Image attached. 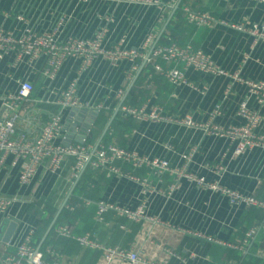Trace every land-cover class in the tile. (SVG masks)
Returning a JSON list of instances; mask_svg holds the SVG:
<instances>
[{
	"label": "crops",
	"instance_id": "1",
	"mask_svg": "<svg viewBox=\"0 0 264 264\" xmlns=\"http://www.w3.org/2000/svg\"><path fill=\"white\" fill-rule=\"evenodd\" d=\"M158 1L157 4H143L116 0H0V28L18 36L26 28L43 32L58 27L57 36L64 39L91 37L104 27V45H114L124 38V46L139 48L152 30L154 42L158 37V42L167 37L172 24L178 29L176 39L201 48L227 72L238 71L245 79L264 80V39L233 26L264 25L263 0H180L177 7L179 0ZM182 5L207 11L218 22L211 26L190 24L184 18ZM27 59L18 56L14 50L0 58V116L7 114L5 99L17 89L18 80L30 79L33 90L13 108L18 111L16 126L30 136L36 135L42 123L58 110L56 101L60 90L76 80L78 97L93 106L64 108L61 112L64 130L57 141L68 144L80 142L85 137L93 149L100 134L91 141L88 128L95 129L102 124V131L122 96L133 87L146 66L150 69L141 82L145 91L140 96L144 95L142 103L147 107L161 105L174 116L189 114L198 123L210 120L214 125L227 126L244 122L238 106L245 100L250 108L260 113L262 118L256 131L264 133V100L259 101L246 84L232 81L226 74L186 68L185 76L194 85L191 87L170 83L154 71L152 62L143 59L138 60V70L128 79L129 63L126 60L112 63L100 57L81 70L80 58L69 56L55 75L48 78L43 72L44 55L34 61ZM156 61L164 68L171 66L160 59ZM119 88L123 89V94L118 99ZM97 104L101 106L97 107ZM216 105L220 106V113L211 116ZM118 119H123L124 123L114 129L113 118L109 140L141 154L166 158L174 166L184 163L182 154L189 153V172L206 181L217 180L231 189L264 197V149L254 147L235 154L229 139L202 127L124 119L119 111ZM11 160L12 156L8 155L0 167V194H19L20 199L0 214V254L15 251L16 243L27 230H38V210L53 208L56 212L63 205L62 209L65 206L71 210L69 225L73 234L93 232L99 241L135 249L145 260L167 259L169 264H264V232L259 227L261 211L254 206L232 204L226 196L185 177L179 178L177 186L171 190L168 186L175 181V176L166 172L158 177L141 167L134 172L147 176L154 187L144 190L135 180L95 169L87 163L79 176L88 168V184L95 196L74 200L71 194L80 178L68 179L71 158L60 172H50L41 166L26 186H20L17 181L19 162L13 166ZM122 166L127 167L126 164ZM217 166L223 169L219 173L215 171ZM100 198L129 208H135L144 200L146 213L152 219L130 221L108 212L103 222L96 221V201ZM11 221L16 222L15 229L9 238H5ZM65 222L62 220L61 223ZM120 224L126 225L127 229L121 228ZM250 228L254 231L246 238ZM194 232L213 236L222 243L208 241ZM48 241L47 246L56 250L63 264H144L120 259L105 262L99 250L81 247L73 238L59 237L55 233Z\"/></svg>",
	"mask_w": 264,
	"mask_h": 264
},
{
	"label": "built area",
	"instance_id": "2",
	"mask_svg": "<svg viewBox=\"0 0 264 264\" xmlns=\"http://www.w3.org/2000/svg\"><path fill=\"white\" fill-rule=\"evenodd\" d=\"M116 1L143 4H157L159 2L158 0ZM183 15L186 22L196 26H211L218 22L209 12L193 9L189 5L183 6ZM19 18L22 19L23 17L19 16ZM233 26L239 30H248L257 38L264 39V25L253 23L250 26H246L245 24H234ZM57 31L58 27L43 32H36L31 28H26L20 35L14 36L12 32L0 28V58L11 50H14L18 56H26L28 61H34L39 56L44 55L46 65L43 72L48 78H52L55 75L61 63L69 56L80 58L81 70L88 68L95 59L100 57L108 59L112 63L126 60L129 63L126 73V78L128 79L138 70V60L143 59L145 62H152L154 71L164 76L174 85L183 83L194 87L187 80L184 72L186 68H193L210 74H226L232 81L246 84L249 91L255 94L259 101L264 100V80L245 79L238 71L233 73L227 72L210 55L205 53L201 48L194 47L189 42L184 44H178L175 41L156 43L152 51L146 54V50H148L155 39L153 30L145 36L139 48L124 46V38H121L114 45H104L103 42L106 34L104 27L99 28L93 36L85 38L69 36L59 39ZM157 59L171 63V66L164 68L162 64L156 61ZM33 87V82L30 79H19L17 89L9 93L8 99H5L8 106L7 114L0 116V167L4 164L8 155L12 156L11 165H17L19 162L17 181L20 186L28 185L35 178L41 166L44 167V170L50 172H60L63 165L71 158V170L68 176V179L71 181L78 178L84 165L89 163L95 169L126 176L140 183L144 190H152L154 187L151 180L147 176L137 175L134 172L138 168L145 167L150 171V174L158 177H161L166 172L175 176V181L171 182L168 186L171 190L177 186L179 178L185 177L203 188H208L226 196L232 204L240 203L247 207L254 206L258 208L262 213L259 227L264 232V197L231 189L222 185L217 180L206 181L203 177L189 172L187 170L188 161L191 157L189 153L182 154L184 163L180 166H174L166 158L141 154L112 140H101L93 152L85 137L80 142L68 144L57 141L62 136L64 130L61 118V112L64 108H87L93 106L92 103L81 101L78 97L76 80H72L60 90L56 101L58 110L51 113L49 118L42 123L36 135L30 136L24 129L16 126L18 111L13 110V108L27 98ZM122 94L123 89L119 88L116 92L118 99ZM96 106L100 107L101 104H97ZM9 109H12V111L9 112ZM118 111L120 117L124 119L133 118L153 122H177L188 126L202 127L209 133L229 139L230 143L233 144V152L235 154H242L254 147L264 149V133L256 131L262 117L257 110L250 108L245 100L241 101L238 106V113L244 118V122L227 126L214 125L210 120L198 123L189 114L174 116L166 112L161 105L147 107L145 104L133 105L123 102L119 106ZM218 113H220V106L216 105L211 110L210 115L213 116ZM89 130L90 128H88ZM110 130V133H112V129ZM122 164H126L127 167H123ZM221 170H223L222 166L215 168L217 173ZM19 199V194H0V214H3L12 202ZM108 212H113L116 216L130 221L152 219L146 213L144 200L135 208H129L121 206L116 202L102 198L98 199L96 201L94 219L103 222ZM120 227L127 229V226L124 224H120ZM253 231L254 229L250 228L247 231L246 238L250 237ZM34 233V229L27 230L22 239L16 243L15 251L0 254V264H63L60 255L53 247L47 246L45 250H36V247L32 243ZM54 233L57 236L73 238L81 247L99 250L105 262L120 259L131 263L169 264L167 259L145 260L141 258L135 249L123 248L99 241L93 232L90 231L73 234L71 226L66 222L57 224L54 228ZM194 234L208 241L222 243L210 235L200 232H194ZM168 251L174 254L172 251ZM181 260L183 259L181 258Z\"/></svg>",
	"mask_w": 264,
	"mask_h": 264
},
{
	"label": "trees",
	"instance_id": "3",
	"mask_svg": "<svg viewBox=\"0 0 264 264\" xmlns=\"http://www.w3.org/2000/svg\"><path fill=\"white\" fill-rule=\"evenodd\" d=\"M179 8H180V6H179ZM182 8H183V5L181 6V10H182ZM176 33H178V29H176V26H174V25L172 26V24H170L168 36L167 37L164 36V38H162V40L158 43H169L170 41H175L178 44H184L183 41H180V40L175 38ZM168 38H170V39H168ZM146 67L144 68V70H145L144 73L142 72V75L139 74L135 84L129 90L128 95H127L126 99L124 100L125 103H130L133 105L143 104L142 102L144 101L145 97H144V95H143V97L140 95H141V93H143L145 91V89H143L141 87V82L143 81V77L145 75H147V73L149 72V69H150L149 67L148 68H146ZM150 72H152V70ZM123 121H124L123 119H118V112H117V115L114 117V120L112 122V128L115 129L116 127L117 128L120 127L124 123ZM98 125L95 129H93L91 127L89 130V135L91 137L90 138L91 141L94 140L96 137H98V135L100 134V131H101L100 127L102 124H98ZM110 131H111L110 128H108V130L105 132V134L102 138V141H106V140L108 141L110 139V134H112V133H110ZM87 172H88V168L83 172L81 177L79 176L80 180H79V182H77L76 186L74 187L73 193L71 194V197H73L74 200L80 199L79 197H81V198H93L95 196L94 193L90 192L91 191L90 188H92V187H89ZM79 183H81V184L79 185ZM70 212H71V210L67 209L65 206L63 207V209L60 211L52 229L50 230L46 239L43 241V243L40 247L41 250H45V248L49 242L48 240L50 239V235L52 233H54V228L57 224H60L62 222V220H65L66 223H68V224L71 222L69 219ZM54 214H55V210L53 208L38 210L39 228L37 231H35V233L33 235L32 243L34 245H37L41 235L43 234L44 230L48 226V224L51 221ZM59 237H66V236H59ZM66 238L70 239V237H66Z\"/></svg>",
	"mask_w": 264,
	"mask_h": 264
},
{
	"label": "water",
	"instance_id": "4",
	"mask_svg": "<svg viewBox=\"0 0 264 264\" xmlns=\"http://www.w3.org/2000/svg\"><path fill=\"white\" fill-rule=\"evenodd\" d=\"M179 2H180V0H179L178 3L176 4V7L178 6ZM158 39H159V37H158V38L155 40V42L153 43L152 47H151L150 50H149V53L152 51V49L154 48V46H155L156 43L158 42ZM128 91H129V90H127L126 93H125V95L122 96V98L120 99V101H119L117 107L114 109V111H113V113L111 114L110 118L108 119V121L106 122L105 126L103 127V129H102V131H101V133H100V135H99L97 141L95 142V145H94V147H93V149H92V152H93V151L95 150V148L98 146V144H99L100 141L102 140V138H103L105 132L108 130V128H109V126H110V124H111L113 118L115 117L116 113H117L118 110H119V106L121 105V103L124 102L125 97H126ZM86 164H87V163H86ZM86 164H85V165H86ZM84 167H85V166H84ZM84 167H83V168H84ZM77 179H78V178H77ZM76 181H77V180H76ZM62 206H63V205H62ZM62 206H61V207L55 212V214L53 215V217H52L51 221L49 222L48 226L46 227V229L44 230L43 234L41 235V237H40V239H39V241H38V243H37L36 250H39V249H40V247H41L43 241L46 239L47 235L49 234L50 230L52 229V227H53V225H54V223H55V221H56V219H57V217H58V215H59V213H60V211H61V209H62ZM15 226H16V222H15V221H11V222L9 223V227H8V230H7L6 236H4L5 238H9L10 234H11V233L13 232V230L15 229Z\"/></svg>",
	"mask_w": 264,
	"mask_h": 264
}]
</instances>
